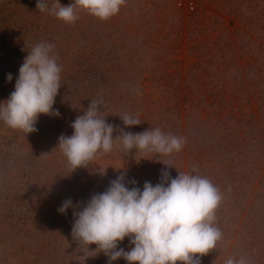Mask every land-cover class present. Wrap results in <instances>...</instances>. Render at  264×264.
<instances>
[{"label": "rangeland", "instance_id": "374dc122", "mask_svg": "<svg viewBox=\"0 0 264 264\" xmlns=\"http://www.w3.org/2000/svg\"><path fill=\"white\" fill-rule=\"evenodd\" d=\"M36 4L0 0V102L28 52L50 43L62 68L60 115L40 114L31 133L0 120V264H109L74 238V212L121 174L143 190L164 171L206 177L221 194L222 239L201 264H264V0H126L109 20L77 8L74 24ZM93 100L114 137L159 128L184 138L182 150L128 152L115 140L73 170L60 137ZM125 114L141 123L125 126ZM69 198L75 207L59 212ZM120 247L133 245L126 237Z\"/></svg>", "mask_w": 264, "mask_h": 264}, {"label": "clouds", "instance_id": "9594fccd", "mask_svg": "<svg viewBox=\"0 0 264 264\" xmlns=\"http://www.w3.org/2000/svg\"><path fill=\"white\" fill-rule=\"evenodd\" d=\"M125 2L74 0L62 5L56 0L49 9L44 0H37L36 7L39 11H50L65 23L74 24L79 19L77 8L101 20H109L119 13ZM53 48L50 43H38L24 58L15 90L0 102V120L8 127L31 133L36 131L40 114L60 115L53 105L61 87L62 68ZM7 78L11 81L12 74ZM99 112L93 100L84 114L73 122V134L60 137L59 146L73 170L86 167L98 151L110 152L115 140L121 141L128 152L147 150L159 155L179 152L186 142L159 128L140 133L121 130L122 134L114 137V126L100 117ZM121 119L128 127L141 123L127 114L121 115ZM163 177V182L156 185L146 181L141 190L139 187L129 189L124 183V174L118 176L107 191L93 195L82 210L74 212V238L87 245L95 255L103 252L109 264L121 258L128 264H177L178 261L201 264V257L215 249L222 239V232L214 226L221 194L208 178L200 175L180 173L171 178L170 172L164 171ZM74 207L69 198L58 211L66 214ZM126 237L133 245L130 250L120 247ZM92 244L97 245L96 249H90ZM224 264H249V261L243 256L239 259L230 256Z\"/></svg>", "mask_w": 264, "mask_h": 264}]
</instances>
